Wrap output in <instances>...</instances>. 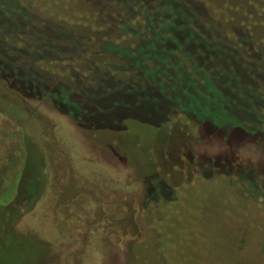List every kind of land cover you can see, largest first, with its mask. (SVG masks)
<instances>
[{
  "label": "rangeland",
  "instance_id": "374dc122",
  "mask_svg": "<svg viewBox=\"0 0 264 264\" xmlns=\"http://www.w3.org/2000/svg\"><path fill=\"white\" fill-rule=\"evenodd\" d=\"M187 2L219 27L222 38L213 43L220 45L227 36L228 43L237 44L240 38L238 48L261 56L264 35L250 25V15L236 16L238 23L231 18L236 7L241 10L240 0ZM159 3L0 0V66L6 65L8 79L3 81L13 89L0 81V218L10 201L22 212L14 234L0 232V264H264V135L198 123L180 105L159 132L151 134L149 126L130 121L124 133L97 139L94 131L82 130L47 101L23 99L10 82L18 71L32 79L36 75L53 91L59 85L60 105L87 91L89 103L109 109L107 114L119 121L150 113L151 121L162 123L171 103L161 97L159 75L150 79L155 91L143 94L148 99L124 94L115 88V78L100 75L108 73L104 63L112 58L133 63L134 57L135 65L145 62L144 69L158 64L147 59L154 53L143 51L151 31L141 7ZM216 16L224 20L217 18V24ZM155 17L160 23L158 13ZM218 51V59L211 56L216 52H207L202 57L209 61L198 62L211 69L219 60L214 72L224 69L234 83L247 74L261 83L256 90L264 98L263 59L238 58L227 48ZM163 53L159 49L155 59L162 60ZM179 73L183 76L173 72L170 78L177 89L180 82L191 87L195 74L188 69ZM236 96L246 106L236 111L239 117L264 108L258 99ZM223 120L226 126L234 122ZM263 123L252 128L259 131ZM133 124L148 136L131 135V142L126 129ZM153 184H159L160 194L150 200L147 190ZM38 187V199L30 211L23 210L25 189L33 193Z\"/></svg>",
  "mask_w": 264,
  "mask_h": 264
},
{
  "label": "trees",
  "instance_id": "16d2710c",
  "mask_svg": "<svg viewBox=\"0 0 264 264\" xmlns=\"http://www.w3.org/2000/svg\"><path fill=\"white\" fill-rule=\"evenodd\" d=\"M160 2V5L155 8H147V6L141 7L143 9V12H141L142 16L143 14L145 16V20L143 21L142 19V21L145 22V25L151 31V35L149 36V40L144 46L143 51H145L146 54L147 52L148 54L154 53L151 57L147 56V59L156 60L158 64L153 68L149 67L144 69L142 64H145V62L138 61L142 63L141 66L135 65L134 62L137 60L134 57L133 63L122 60L117 61L115 58H112L113 60H110V62L104 63V68L108 73L103 72L100 73V75L102 78H115L116 80L114 79L113 83L115 84L116 89L121 92H125L124 94L129 93L134 95L139 99L143 97L148 99V97L143 96V94L148 95L150 91H155L150 86V79L154 78V74L157 76L159 75L160 78L157 79V83L160 85L159 91L162 93L161 97L166 98L168 102L171 103V105L167 108L168 110L162 123H155L151 121L153 115L151 116L150 113L141 118L129 116L134 119L130 118L129 121L127 119L119 121L113 114L110 116L107 114L110 112L109 109L105 107L96 108L95 104L89 103L87 98L89 93H87V91H83L80 95L81 97H78L76 100L66 101L63 105H60L57 102L58 92L61 89L59 85L56 87V90L53 91L46 86V84L50 85L49 82L41 80L36 75H34V79L30 77L28 78L20 71L16 74L17 76L15 79L10 81L15 86L16 93H19L18 95L23 99H43L44 101H47L58 113L69 116L82 130L94 131V135L96 136L94 137L97 139L108 138V132L120 131V133H124L122 130L130 121H135L141 123L142 125L149 126L148 128H151V132H148L151 134L159 132L158 127H162V125L166 124L175 106L180 107V105H183V110L188 112L198 123L209 121L216 126L220 125L226 129L238 127L251 133H261L264 135V123L263 128L258 129L259 131L254 130L257 129L255 126L252 128V125L257 124L259 121L264 119V108H262L261 105L259 109L244 112L245 117L243 118L237 116L236 113V111L240 112V110L246 108L245 104L242 105L238 103L236 96L237 92L242 93L243 100H245V98L247 100L250 98L258 99L264 106V98L259 91L256 90V85L261 83H259V81H251L250 78L246 76L247 74L244 73L242 77L237 76L238 81L236 83L230 82L224 74V69L221 68L219 72H214V67L218 66V63H221L219 60H214L215 62L213 67H210L211 69L202 65L203 63L198 62L199 59L201 61L203 59V62L205 63L209 61L202 57V54H206L207 52H216L211 56L214 59H218V56L222 54L218 50L221 49V51H223L227 48L230 53H233L234 55L239 54V56H237L238 58L245 57L253 60H260V58H262L264 65V50L261 49V56L256 57L251 52V49L242 50V48H238L241 47L240 38H235L237 44H234L231 41L228 43L225 40V37L227 38V36H223V46L222 44L217 45V43L215 44L213 41L215 38H222L220 29L217 30L219 27L217 28L213 21L210 22L204 20L201 16H198L194 10L195 8H193V5L195 6V4L192 5L190 2H187V0H160ZM177 3L180 5L176 6L175 4ZM226 3H229V0H226ZM239 3L241 10L239 11L236 7L234 13L232 12L233 14L231 18L238 23L240 20L236 21V16L241 19V17L250 15V25L253 28H258L260 33L262 32L261 34L264 35V0H240ZM212 5L213 3L208 1L207 6L212 8ZM230 8L231 6L228 7L229 11H231ZM157 13L161 20L160 23L155 17V14ZM224 15L229 16L230 14L224 12ZM217 18L224 20V18L216 16L215 20L219 22L218 23L216 21L217 24H220L221 21ZM138 24H140V22H138ZM179 28H181L182 31H180ZM249 29L251 28L247 27L248 32L251 33ZM249 33L247 36L250 39H254V36H250ZM247 36L245 34L244 39L249 40ZM212 44L217 45L216 47L214 46L213 51L211 50ZM159 49H161V54L164 52L162 60L155 59L158 58L157 55H155V52L159 51ZM102 52H104V50ZM168 57H171L172 60V63H169V69L165 67L166 64L170 62ZM0 69H3L2 73L0 72L1 84H4L10 90H13L11 87L7 86V83H4L5 81H3V79H8V76L3 74V72L6 71V65L3 63V65L0 66ZM183 69H188L193 72L198 80L192 76L190 78L192 81L191 87L188 83L186 88L180 82L181 85L177 83V86L179 87L177 89L174 82L170 80L172 76L171 73L174 72L177 77H182L183 75H181L179 71H182ZM142 70L152 74L151 77L148 78L144 76V72L142 73ZM167 70L171 72L169 75H167ZM159 71H162V73H158ZM9 80L11 79L9 78ZM169 92L171 95L168 94ZM149 100L153 101L152 99ZM226 101H228V105L226 104ZM157 111L158 107L154 106L153 112L155 113ZM224 118H231L234 121L231 122L232 126H226L223 120ZM243 123L251 124V128H245ZM136 126L137 125L134 124L133 126L129 125V132L126 129L127 135H132L134 137L135 134L139 136L142 134L143 138L148 136L142 127L143 131L137 132ZM132 136L129 139L131 142H134ZM21 145H23V141ZM116 149L120 152L122 147H117ZM129 149L130 148L126 149L127 154L130 152ZM21 150L23 151L22 148ZM126 150L124 152H126ZM1 181L2 178L0 179V183ZM158 186L159 184H153L147 190L148 199L154 200L155 195L160 194L157 189ZM39 188L40 187H38L37 192L35 191L33 193L31 192L32 188H24L25 195H27L28 200L25 202L23 210L27 212L30 211L29 209L38 199L36 195L39 192ZM166 192L164 191L163 193ZM153 193L154 195H152ZM10 204L11 201L7 205L3 206L6 211L3 217L0 218L1 235H5L7 232L14 234L12 231L14 222L18 218L22 217L21 209L15 208L14 206L12 207Z\"/></svg>",
  "mask_w": 264,
  "mask_h": 264
}]
</instances>
